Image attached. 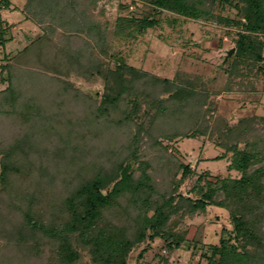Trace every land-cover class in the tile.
I'll use <instances>...</instances> for the list:
<instances>
[{
  "label": "rangeland",
  "instance_id": "374dc122",
  "mask_svg": "<svg viewBox=\"0 0 264 264\" xmlns=\"http://www.w3.org/2000/svg\"><path fill=\"white\" fill-rule=\"evenodd\" d=\"M8 1L5 7L0 0V176L4 162L11 169L0 178V264H60L56 239L27 229L19 237L17 229L28 209L49 225L67 219L64 200L99 170L133 163L138 177L148 162L155 198L173 195L180 203V195L199 198V187L215 176L240 177L230 168L229 147L250 145L262 158L256 167L264 165V49L260 61L236 56L245 2L209 0L216 17L195 19L152 0ZM130 17L157 23L130 36L120 21ZM256 35L264 41V32ZM120 63L183 91L171 98L149 77L113 109L105 102L114 95L107 77ZM137 96L140 109L129 119ZM158 98L162 110L151 105ZM181 164L191 167L188 176ZM223 198L222 191L215 196ZM125 207L122 200L108 217L135 232L133 210ZM165 229L177 237L173 249L162 237L146 239L128 264H210L208 244H219L233 225L226 208L211 204L193 214L179 209ZM79 250L76 264H94L87 249Z\"/></svg>",
  "mask_w": 264,
  "mask_h": 264
},
{
  "label": "trees",
  "instance_id": "16d2710c",
  "mask_svg": "<svg viewBox=\"0 0 264 264\" xmlns=\"http://www.w3.org/2000/svg\"><path fill=\"white\" fill-rule=\"evenodd\" d=\"M222 6H238L237 1L221 0ZM245 2L243 17L246 32L240 33L237 40L236 56L252 57L256 61L262 59L264 41L256 35L264 32V0H241ZM5 7L9 5L8 0H3ZM215 2V0L211 3ZM152 3L161 9L175 12L179 15L195 19H212V7H208L209 0H152ZM1 11V8H0ZM231 22L230 19H224ZM120 21L130 29V36L133 32L142 33L147 28L156 25L153 18H124ZM4 20L0 12V43L4 44ZM251 59V58H250ZM109 75V89L114 95H107L106 104L118 110V104L124 93L133 90L134 84L140 80L151 78L153 83L162 84L174 98L183 91L174 85L169 79L150 76L147 72L139 71L126 63H120L117 70ZM111 76V77H110ZM108 83V82H107ZM171 84H173L171 86ZM171 88H168V87ZM174 88V89H173ZM163 99L153 100L151 105L159 104L162 110ZM106 106L105 110H108ZM140 109L138 96L133 101V108L127 117L132 119ZM158 109V108H157ZM158 109V110H159ZM159 110V111H161ZM154 119V118H153ZM195 134H188L186 137L193 138ZM233 157L230 168L238 171L241 175L238 178L225 177L215 181H207L205 186L199 187L200 197L192 199L180 195V203H174L173 195L167 197L157 194L152 182V175L149 172V163H140L141 173L135 177L133 163H120L113 169H102L93 175L89 180L80 183L66 199L64 206L68 218L56 224H46L41 221L28 209L24 214L23 227L17 229L19 237L41 232L58 241L56 247L60 264H76L80 259L79 248L87 249L94 264H128V256L134 246L146 239L162 237L168 241V247L174 248L176 236L171 240L172 234L165 229V225L173 213L185 207L187 213L193 214L197 210L205 211L208 205H216L226 208L230 212V219L233 230L222 235L219 244H208L207 259L210 264H264V165L256 167V162L261 161L258 152L251 146L240 148L238 145L229 147ZM223 155L218 157L222 159ZM259 158V159H258ZM1 173V180L8 179L10 163L4 162ZM183 175L188 176L192 172L189 165L181 164ZM206 172L205 175H208ZM222 191L223 199H215L216 194ZM125 200L126 213L133 210L132 222L135 232L130 231L131 225L127 227L118 225L108 217V210L117 208L121 201ZM175 204V205H174ZM129 216V217H130ZM24 230V231H23ZM26 230V231H27ZM152 230V234L148 231ZM181 239V240H180ZM185 238L179 237L176 241L181 244ZM178 246V245H177Z\"/></svg>",
  "mask_w": 264,
  "mask_h": 264
},
{
  "label": "water",
  "instance_id": "95a60500",
  "mask_svg": "<svg viewBox=\"0 0 264 264\" xmlns=\"http://www.w3.org/2000/svg\"><path fill=\"white\" fill-rule=\"evenodd\" d=\"M234 52V49H231L228 53V55H232V53Z\"/></svg>",
  "mask_w": 264,
  "mask_h": 264
}]
</instances>
